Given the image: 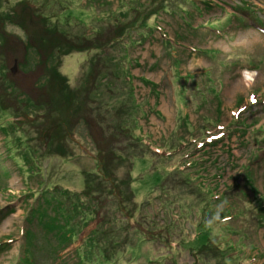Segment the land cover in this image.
Returning a JSON list of instances; mask_svg holds the SVG:
<instances>
[{
	"label": "rangeland",
	"instance_id": "rangeland-1",
	"mask_svg": "<svg viewBox=\"0 0 264 264\" xmlns=\"http://www.w3.org/2000/svg\"><path fill=\"white\" fill-rule=\"evenodd\" d=\"M0 69L36 154L0 135V264L46 198L96 218L37 264H264V0H0Z\"/></svg>",
	"mask_w": 264,
	"mask_h": 264
},
{
	"label": "trees",
	"instance_id": "trees-1",
	"mask_svg": "<svg viewBox=\"0 0 264 264\" xmlns=\"http://www.w3.org/2000/svg\"><path fill=\"white\" fill-rule=\"evenodd\" d=\"M208 4H209L208 2H205V5L207 6V8L210 9V6ZM248 7L249 6H247V5L241 6L239 8V11H242V14H245V13L247 15L252 14V11H249L250 8H248ZM58 14L56 16H54L53 18H56L58 16ZM79 15H84V14L79 13ZM191 15L192 14L190 13L189 17ZM235 18H236L235 16H231V19L229 20V21H231L230 24H225L224 27L226 26V28H227L229 25H231L232 20H234ZM42 19L47 20L48 18H42ZM71 19L76 20L80 25H86L87 21L90 18L86 19V17H85V20H80V19H77L76 17L67 15V17H65L62 21H64V20L68 21ZM236 20L243 22L242 18H236ZM57 21H59V19H57ZM209 25L210 24H207L206 28L210 31V29L208 28ZM218 28H221V27H216V28H214V30H211V31H217L216 29H218ZM56 34L61 39L66 40V41L62 40L60 42H62V43H65L67 41H68V43L71 42V40H68L69 37H68L66 31H64L63 29L56 30ZM54 35H55V32H54ZM38 40H41V37H39ZM66 47H67L66 49L62 50V51L67 50L66 53H64L63 55H67L71 51H76V49L74 50L71 48L72 45H68ZM1 74H3V75H0V90L6 92L7 91L6 87L8 88L10 86L9 81H6L7 78L5 76L4 70L1 71ZM9 91H12V90H9ZM32 108L33 107H31V109ZM10 109H11V107L6 106V104L3 102V100L0 97V135H2L4 137V139L14 138V142L16 143L17 146L24 143L25 149H26L25 154H24L25 158H26L25 162H28L29 156L36 155L35 150L33 149V147L30 144L31 143L30 139H28V141L26 140V142H24L23 138H21L18 135V132H19L18 124H20V123H15L14 121H12L13 118L17 119L18 117L16 118V116H13V118H11L13 112H11ZM26 112L29 114L30 113L29 109H27ZM137 140L142 142V137L140 139H137ZM217 143H219V141H214L211 144L215 145ZM144 147H146V145H144ZM146 148H148V146ZM44 193H48L46 195H50V197L52 195L51 190L50 191L45 190L39 194L40 198L42 197V199H43L45 197ZM45 200L48 201V202L47 201L46 202L50 206L49 210H52V209L54 210L53 207H56V210L51 211L52 215H50L47 210L45 211L43 208L40 209V207H41L40 205H39V207H36V205L35 206L34 205L29 206V211L27 212V215L25 217L26 223H28V222L32 223L34 221H35V223L30 224L29 227H27L26 229H23L21 231V235L23 236L24 243L21 246L22 252H21L20 259H18L19 264H37L36 253H35L34 245H33L32 241L40 234V232H42L44 237H46V239H48L47 243H49V245H50L49 250L52 251V253H50V252L47 253V257L51 258L53 261L56 262L57 256H59L58 254L60 253L59 251H64L71 244H73L72 242H73V239L75 237L78 238V236L80 234L78 232L80 226L82 224L86 225L88 223V221H90V220L93 221L96 218V215L93 216L94 210H88L90 212V214H89L90 217L87 216V218L85 217L83 219H81V217H80V219H78V221H75L74 220L75 215L71 214L68 211V209L66 207H64L62 204L58 203L54 199L46 198ZM35 202H37V201H35ZM77 203H79V206L82 204L81 202H77ZM75 206L77 207L76 210L79 213H81V211H83V208L79 207L77 204ZM83 206L85 207V203L83 204ZM87 206L91 207V205H87ZM134 207H136V204H134ZM206 213H208V210H205V215H206ZM2 214H3V212H0V219L4 216ZM61 221H63L62 224L60 223ZM132 230L133 231H139L140 233L139 232L136 233L137 235H139V238H140L139 243H141V241H142L145 246L150 247V248H151V246H153L152 243L153 242L155 243V241H157L156 238H158L159 236H161L162 234L165 233L164 232L165 230L163 228L157 227L155 229V231L151 233L150 237L146 238V236L143 235L144 232L142 230L135 229V228ZM93 233H95V235H98L102 241L104 238L107 239V237L109 236V235H106V232L104 231V229H98L97 228ZM169 235L170 234L168 233V236ZM91 238H92V243H93L95 240L93 237H91ZM149 242H152V243L150 244ZM5 245L6 244L0 242V248H2L3 250L6 249ZM93 247L95 248L94 252H96V245H94ZM133 260H136V259H132V261Z\"/></svg>",
	"mask_w": 264,
	"mask_h": 264
},
{
	"label": "bare ground",
	"instance_id": "bare-ground-1",
	"mask_svg": "<svg viewBox=\"0 0 264 264\" xmlns=\"http://www.w3.org/2000/svg\"><path fill=\"white\" fill-rule=\"evenodd\" d=\"M244 77H245V81H246L247 83H249V82L253 79L254 76L252 75V73L245 71V73H244ZM238 88H239V87H238ZM132 189H133V187H132ZM146 249H147V250H150V247H146Z\"/></svg>",
	"mask_w": 264,
	"mask_h": 264
}]
</instances>
